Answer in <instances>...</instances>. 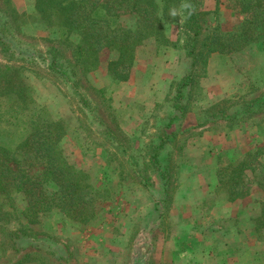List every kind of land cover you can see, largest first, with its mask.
<instances>
[{"label":"rangeland","instance_id":"rangeland-1","mask_svg":"<svg viewBox=\"0 0 264 264\" xmlns=\"http://www.w3.org/2000/svg\"><path fill=\"white\" fill-rule=\"evenodd\" d=\"M90 2L112 3L106 14L108 20L114 16L123 27L136 25V16L124 14L115 0ZM228 2L233 4L232 0ZM170 6L171 18L155 25L164 38L152 37L138 49L128 80L103 83V66L96 67L95 74L93 70L82 72L75 64L67 45L69 38L58 19L51 24L44 22L34 8V0H0V37L6 38L8 46V51L0 46V144L14 147L27 137L26 121L33 111L18 110L11 93L25 85L33 105L42 108L51 120H61L65 135L59 149L66 162L75 171L88 174L89 182L98 191L93 197L94 209L87 212L93 215L88 222L74 221L56 212L27 213L22 195L15 196L13 204H5L0 213V264H108L116 249L128 257L136 237L133 225L149 227L151 210L162 211L161 216L173 207L174 196L186 197L189 191L201 188V176L195 184L186 183V177L196 171L181 167L187 160L201 163L207 158L213 160L212 156L215 159L212 168L199 171L219 179L218 188L212 191L220 199L217 203L214 198L205 199V215L212 208L219 211L223 206L220 204L229 197L225 176L231 168L225 165L239 162L242 156L229 157L221 152L216 158L215 153L205 149V153L195 154L180 150L195 139L202 148L210 141L217 143L221 138L214 134L228 129L236 134L223 137L221 146L227 142L229 147L230 139L236 146L242 145L252 137L258 139L254 144L261 143L260 136L249 127L258 129L264 125V97L259 94L263 88L255 86L264 83V58L259 55L264 50V35L259 33L254 39L257 31L253 32L242 50L232 54L228 68L195 67L194 83L180 90L177 78L191 70L186 52L192 34L182 28L178 31L184 21L182 7L174 3ZM200 21L208 25L205 15ZM116 23L113 27H117ZM173 45L181 51L164 52ZM99 57L103 63L116 56L103 50ZM50 64L57 68L52 70ZM161 79L163 86L159 84ZM263 150L264 139L259 148L250 152L258 155L247 162L237 193L241 198L249 196L243 200L241 212L249 209L251 222L255 220L257 226H263L264 244ZM181 176L185 180L179 182ZM217 216L216 211L209 214L212 219ZM236 217L239 222L238 214ZM253 244L255 260L264 254V248H259L257 241ZM137 254L140 259L142 253ZM105 257L107 263H103Z\"/></svg>","mask_w":264,"mask_h":264},{"label":"trees","instance_id":"trees-1","mask_svg":"<svg viewBox=\"0 0 264 264\" xmlns=\"http://www.w3.org/2000/svg\"><path fill=\"white\" fill-rule=\"evenodd\" d=\"M232 1L229 7L245 16L241 31L229 37L219 34L206 37L197 53L195 47L202 33L200 20L204 16L203 0H115L124 14L136 16V25L132 28L117 24L114 16H110L109 20L106 18L112 3L101 5L90 0H34V8L47 24L54 19L59 20L65 29V37L69 38L66 43L75 64L81 67L82 72L96 69L100 52L112 51L116 57L107 64L108 74L113 80L125 82L137 61L138 49L152 37L164 38L155 25H161L171 18L170 3L182 7L184 21L178 31L182 28L192 34L186 52L191 69L198 63L205 67L207 59L214 52L229 54L242 50L255 31L254 39L259 37V33L264 35V0ZM115 23L117 27H113ZM0 46L8 51L5 37H0ZM53 65L50 64L49 68L55 70L57 67ZM191 83L192 75L189 73L180 82V90ZM11 93L15 96L18 110L29 108L33 112L26 121V138L14 147L0 144V213L3 214L5 204L11 206L15 196L22 195L27 213L56 212L74 221L88 222L93 215L87 212L94 209L96 200L93 197L97 196L98 191L89 182L88 174L75 171L64 159L59 149L64 136L61 120H51L43 114L42 108L33 105L35 102L25 85ZM257 155L248 154L230 169L227 183L229 193H235V198L238 197L237 191L247 162Z\"/></svg>","mask_w":264,"mask_h":264},{"label":"crops","instance_id":"crops-1","mask_svg":"<svg viewBox=\"0 0 264 264\" xmlns=\"http://www.w3.org/2000/svg\"><path fill=\"white\" fill-rule=\"evenodd\" d=\"M229 6L228 0H203L202 11L205 15V20L207 19L208 25H205L203 21L201 23L202 33L195 47L196 53L200 50V46L206 37L216 34H219L221 37H229L241 31L245 16L234 11ZM204 25L207 28L210 27V29L206 30L205 27H203ZM205 32V37L202 38V34ZM174 42H176V40ZM164 50H166L164 51L165 53L168 52L169 54H175L181 51L176 45L166 47ZM234 52L229 54L214 52L210 54L205 67L207 69H213L214 67L228 68V66L232 65L231 57ZM259 55L264 58L263 49L259 51ZM107 64L108 62H105V59L103 63L102 59H99V69L103 66V83H113L112 78H108ZM199 65L200 63L195 67ZM205 67L200 65L199 68L203 70ZM97 69L93 70L95 74L98 73ZM194 69L195 68L190 70L189 73H191V75ZM184 73L180 78H177L178 81L180 80L178 83L189 74L184 76ZM193 81L194 76L192 75V83H194ZM159 84L163 86L165 83H163L161 79ZM255 86L263 88L259 91V94H263L262 96L264 97V83H257ZM233 106H236V104ZM250 128L260 136L259 141H261V143L259 142L257 144L258 139L252 137L249 139V142H247L248 140L242 142V145L239 144L236 146L233 144V139H230L229 147L227 142L221 146L220 144L223 137L228 139V137H232L231 135L235 136L236 134L235 132L228 131V129L222 134H218L217 132L214 134L215 137L221 138L217 143L210 141L203 144L202 148L200 143H198V139H195L190 144L188 143V145L183 146L180 151L195 154L196 152L205 153L206 150L207 153H215L216 158L221 152H225L229 157L231 155H235L236 158L242 156L243 160L248 155H246V153L252 154L250 152L259 148L264 139V125L260 124L258 129H256L254 125L249 127V129ZM241 129L244 128L238 130ZM238 133H240V131H238ZM202 135L204 136L205 132ZM256 140L257 142L254 144ZM236 141L237 140H234V143ZM212 158L213 160L207 158L201 163L191 159L182 164L181 167L185 166L188 169H196V171L192 173L193 175L186 177L188 180L186 183L195 184L196 179L201 176L203 179L201 188L197 191L195 189L189 191L186 197L184 194L180 195V197L174 196L172 203L173 207L166 210V213L161 216H159V214H161L162 211L150 209L149 215H152L151 217H153V220L149 227L147 225L140 226L138 224L132 226L131 230L136 233V237L131 242L132 246L129 250L128 257H125L124 252H120L119 249H116V254L109 259L108 264H264V254H259V257L255 260H253V255L255 254V256H257L256 253L254 252L252 255L253 249H255L253 242L257 241L259 248H264V244L262 243L263 236L261 235L263 226H257L255 220L251 222V212L249 209L246 210V208H243L245 211L241 212L240 208L243 200L249 196L241 198L237 195L238 197L235 198V193L234 195L229 193V197H226L224 203L220 204L223 206L219 208V211L214 208L208 210L211 212L216 211L218 216L214 217V219L209 217L211 212L205 215L207 209L202 210V204L205 199L214 198L215 203L220 199V195L216 196L212 191L218 188L219 179H216L215 176L212 177L210 173H208L207 176L206 174L202 175L201 172L199 173L201 169L206 167L212 168V165H215L214 156H212ZM237 163L230 165L226 164L225 168H232ZM246 168L241 178H243ZM229 175L226 174L225 176L226 183L228 182ZM183 180H185V176H181L179 182ZM238 210L240 212H238ZM237 214L239 222H236ZM136 216H139V214L136 213ZM135 226H138L137 229ZM136 252L142 253L140 259H137L136 256L138 254ZM98 261H101V259H97V262ZM107 261L108 257L103 258V263H107Z\"/></svg>","mask_w":264,"mask_h":264}]
</instances>
